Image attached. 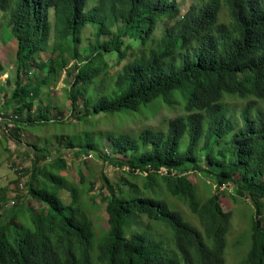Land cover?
Here are the masks:
<instances>
[{"label":"trees","instance_id":"16d2710c","mask_svg":"<svg viewBox=\"0 0 264 264\" xmlns=\"http://www.w3.org/2000/svg\"><path fill=\"white\" fill-rule=\"evenodd\" d=\"M2 28L16 42L18 70L0 112L13 111L17 139L20 130H57L30 146L24 172L28 196L46 209L20 203L0 216V264H225L232 213L218 194L227 186L253 211L240 264H264V0H191L182 14L175 0H0ZM29 67L46 76L24 83ZM61 71L73 74L78 132L51 119L43 98L35 108L34 94ZM162 109L179 111L165 130L108 139L124 161L103 159L127 170L116 185L102 177L107 228L98 238L87 211L94 188L81 174L78 184L66 178L50 140L86 155L104 145L93 130L106 116L147 119ZM190 172L212 184L201 192Z\"/></svg>","mask_w":264,"mask_h":264},{"label":"rangeland","instance_id":"374dc122","mask_svg":"<svg viewBox=\"0 0 264 264\" xmlns=\"http://www.w3.org/2000/svg\"><path fill=\"white\" fill-rule=\"evenodd\" d=\"M180 7V13L187 9L188 3L191 0H175ZM225 17V15L223 16ZM89 27L83 33L82 40L85 45L90 39ZM8 29L2 28L0 31V108L3 103L7 102L10 98L11 91L15 88V79L17 75L18 65L15 59L16 42L14 38L7 32ZM50 53H42L39 56V60H46L50 57ZM74 62H70L68 65V71L73 73L72 66ZM28 77H22L24 83L29 82V78L37 76V80L46 76V71L39 73L36 69L29 67ZM66 70V69H65ZM68 71H61L54 77H49L48 85L45 88H40L34 94L37 96L35 102V108L38 105H42L43 101H47L51 104L50 118L64 124L63 129L65 132L68 130H74L76 132L81 131L83 128L77 123V119L72 118L71 107L67 96V91L72 90L73 74ZM33 79V78H32ZM32 94V92H31ZM30 96V95H29ZM31 97V96H30ZM235 104L231 106L242 107L244 101L236 100ZM80 102L76 105V112L80 110ZM12 110L5 113L8 114V118L12 114ZM179 111L168 112L164 109L160 110L154 117L147 119L135 118V116L129 117H117V115L111 114L101 120V125L94 128L93 131H100L101 136L104 138L102 142L104 145L98 148L97 151H91L89 154H83L77 156L71 149L62 147L59 141L52 138L50 140V149L53 150V158L61 157L66 165L67 171L63 174L69 181H73L75 184L79 183V175H83L87 182L93 186V191L90 193L95 198L96 208L87 207L89 217L93 223L96 236L100 238L105 229L107 228L105 220V204L100 202V198L107 195L105 190H101L103 186L102 177L105 176L112 185L118 184L124 178V171L126 168H119L115 165L109 164L103 159L106 155L111 160L124 161L121 155H116L110 147L108 139H112L119 132H127L130 135L136 137L144 129H156L165 130L169 119L175 117ZM0 116L2 113L0 112ZM16 116H18L16 114ZM14 116V117H16ZM20 117V116H19ZM102 115L92 116L91 120L100 119ZM86 128V127H85ZM57 128L48 127L44 129H38L34 133L25 132L23 130L18 131V139L14 136V132H17L16 128L8 129L4 124H0V216L10 218L14 214L15 208L23 203L30 211L37 212L42 209H46L44 205H41L34 199L30 198L27 194L26 183L28 181L27 175L24 172L28 171L33 158L31 145H40V139L48 140ZM63 142L65 139L63 138ZM59 150V152H55ZM79 152V150H75ZM106 154V155H105ZM21 170V171H20ZM188 179L196 185L197 189L201 192L204 189L205 184L211 185L209 179L199 175L195 172L188 174ZM213 189V188H212ZM212 189L210 191L214 192ZM63 199H67V194L63 193ZM239 198L234 193L232 186L222 188L218 194V201L222 209L226 212L232 213V226L227 238L229 243L225 249V264H240L244 259L246 250L248 248V220L251 219L253 211L250 209V202L248 200H242L241 203L237 202ZM180 209L187 212L186 206L181 203ZM248 219V220H247ZM144 220L141 219V223Z\"/></svg>","mask_w":264,"mask_h":264},{"label":"built area","instance_id":"2783aa9c","mask_svg":"<svg viewBox=\"0 0 264 264\" xmlns=\"http://www.w3.org/2000/svg\"><path fill=\"white\" fill-rule=\"evenodd\" d=\"M2 116H4L3 113H2ZM4 117H5V116H4ZM0 124H1V125L4 124L8 129H10V128L13 127V124L11 123L10 117L6 119V117L3 118V117L0 116Z\"/></svg>","mask_w":264,"mask_h":264}]
</instances>
